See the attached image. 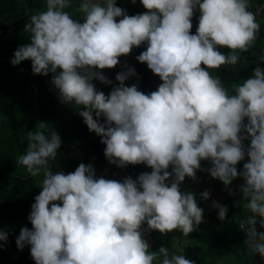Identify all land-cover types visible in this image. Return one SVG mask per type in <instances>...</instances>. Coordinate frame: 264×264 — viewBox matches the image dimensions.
Here are the masks:
<instances>
[{"label": "clouds", "instance_id": "9594fccd", "mask_svg": "<svg viewBox=\"0 0 264 264\" xmlns=\"http://www.w3.org/2000/svg\"><path fill=\"white\" fill-rule=\"evenodd\" d=\"M73 3L46 0V10L35 11L25 24L30 43L14 52L11 64L31 60L33 74H55L51 83L61 102L83 106L79 115L102 137L110 163L149 169L122 182L96 178L94 168L83 163L72 173H54L50 161L61 137L39 123L16 161L30 176H43L28 217L32 229L20 230L18 249L30 245L35 264H195L197 259L170 255L165 247L153 252L143 236L149 230L188 236L203 222V209L179 184L195 179L198 169L206 171L201 161L209 160L207 171L225 186L243 178L247 212L237 215L240 241L264 257V232L257 231L264 228V69L257 66L228 87L209 71L237 68L240 54L255 44L260 25L249 0H140L147 11L131 16L116 0H79L75 10L83 22L66 11ZM196 10L198 27L191 34ZM142 44L146 50L136 59L159 76L158 89L145 94L135 84L125 86L136 75L129 68L116 75L119 86L109 95L97 91L93 79L111 83L97 69L114 68L120 56ZM258 60L264 63V55ZM201 195L209 197L207 191ZM212 207L222 222L227 207ZM6 240L0 230V241Z\"/></svg>", "mask_w": 264, "mask_h": 264}, {"label": "trees", "instance_id": "16d2710c", "mask_svg": "<svg viewBox=\"0 0 264 264\" xmlns=\"http://www.w3.org/2000/svg\"><path fill=\"white\" fill-rule=\"evenodd\" d=\"M78 2L79 0H74L73 7L66 11L70 12L79 22H83L82 14L75 10ZM249 4V11L252 5L261 7L258 14L260 29L251 49L262 56L264 55V22L261 16L264 13V0H249ZM116 6L124 9L129 16L143 14L147 11L140 0H136L135 3H132V0H116ZM38 10H46V0H0V223L9 225L18 223L15 229L18 235L9 242L2 243L0 247V264H35L30 254L31 246L25 244L20 250L16 245V239L22 228L32 229L28 217L31 213V206L35 203L34 198L39 194L36 190H42L40 183L43 176L27 177L29 174L26 169L16 161L26 152L28 132H34L39 123H46L50 130L58 132L61 137L57 157L50 161V167L54 173L56 171L64 174L72 173L83 163L86 166L96 167L107 177H113L115 174L114 180L122 182L126 177L135 180L149 169L143 163L129 164L125 167L110 163L104 155L106 145L101 143L102 137L89 131L79 115L80 111L85 110L83 106L61 102L59 90L51 83L55 74L51 72L47 76L33 74L31 60L22 61L15 66L11 64L14 52L19 47L30 43L29 34L24 32V26L29 21V17ZM197 13L198 10L194 12L192 22ZM119 19L117 18V22ZM192 28L191 34H196V27ZM145 50L146 44H142L139 47H133L130 54L126 55L130 59L129 68L134 69L136 73L127 81L128 85L139 84L142 88H150L161 81L146 63H141L136 59ZM217 50L225 54L228 51L226 48ZM240 57L242 61L255 60L249 51L240 54ZM249 70L224 65L220 69L209 71L213 76H218L221 82H225L228 87L249 78ZM59 71L61 70L58 69L57 73ZM97 71L102 73V70L97 69ZM92 83L97 91L103 89L106 96L110 94L108 89L110 84H104L97 79H93ZM149 91L152 92L153 88ZM93 118L96 119L95 113H93ZM99 122L105 123V118L100 117ZM244 123L247 124V118ZM45 134L47 135V132ZM243 141L250 142V139ZM248 159L245 156L244 160L236 165L237 171ZM211 167L209 160H202L201 169L205 168L206 171L198 169L195 179L185 177L184 181L179 184L180 191L192 193L201 209L205 205V199L202 193L196 195L194 191L206 189L213 190L216 194L222 192L227 199L224 202L219 199L217 203L222 206L229 203L246 211L243 207L246 201L240 196L242 192H232L233 182L225 186L219 179L212 178L207 171ZM24 172L26 174L22 177ZM203 184L210 185V189L203 187ZM17 191L22 192L21 196L16 195ZM228 211L227 221L218 223L220 220L218 209L211 206L203 212V222L188 236L176 230L166 237L162 236V240L158 239V241H163L172 248L169 241L175 240L174 245L178 249L174 251V254H182L187 259H197L201 263L217 261L220 264H259L258 260L248 254L240 241L241 234L237 229L236 209L229 206ZM144 226L147 224L145 223Z\"/></svg>", "mask_w": 264, "mask_h": 264}, {"label": "crops", "instance_id": "0c3cea01", "mask_svg": "<svg viewBox=\"0 0 264 264\" xmlns=\"http://www.w3.org/2000/svg\"><path fill=\"white\" fill-rule=\"evenodd\" d=\"M118 59H119V63H118L117 66H115L114 68H111V69H107V68H106V69H103V70H102V74H103L108 80L111 81L110 85L108 86V89H109L110 92L113 90L114 87H118V86H119V81H117V80L115 79L116 75H117L118 73H121V72H125V71H127V70L129 69V65H130V59H129L128 56L123 57V58L119 57ZM141 71H143V69H142ZM130 77H131V76H130ZM130 77L124 82V83H125V86H132V85H134V84H132V85H128V84H127V81L130 80ZM135 85H137L139 91H142V92L145 93V94H150L151 92L149 91V89L153 88V91L157 90V89H158V86H159V83L156 85V87H150V88H142L141 85H139V84H135ZM101 91L103 92V89H101ZM242 171H243V170H241L240 172H242ZM29 176H30V175H27V177H29ZM27 177H26V178H27ZM233 180H234V179H233ZM232 182H233V181H232ZM168 183H169V182H168ZM233 186H234V184H233ZM41 189H42V188H41ZM205 191L209 192V190L204 189V190H200L199 192L195 191V194L204 193ZM237 191H240V189L237 190V189H234V187H233L232 192H233V193H236ZM221 193H222V192H221ZM226 199H227L226 196H224V194L222 193V198H220V200H222V201L224 202V201H226ZM218 200H219V199H214V200H211L210 202L207 203V200L205 199V205H204V207L202 208V209H203V212L207 211V210L212 206L213 202H219ZM223 206H226L227 208H228L229 206H231L232 208L236 209L237 215L240 213V210H242V209H240V208H237V207H235V206H232V205L229 204V203H226V204H224ZM228 215H229V211L227 212L226 218H225L222 222H220V223H224V222H226V221H227V216H228ZM260 219H262V218L257 217V223H259V220H260ZM17 225H18V223H17V224H13V225L2 224V223H0V230H2V231H4V232L7 231V232H9L10 235H11V237H10L9 239H7L6 241H0V245H2V243H4V242H9L10 240H12V239L15 237L14 234H16V233H15V229H16ZM142 228L147 229V226L142 225ZM257 231H258V232H264V228H263V229H257ZM143 238H144V239L146 240V242L148 243L149 248H150V249H154V247H155V230H149V231L144 232V236H143ZM247 251H248V254H249L253 259L258 260L259 262H260V260H262V259L264 258V257H261L259 253H251L248 249H247ZM212 263H213V264H220V263L217 262V261H210V262L208 261V262H206V263H201V262L197 261L195 264H212Z\"/></svg>", "mask_w": 264, "mask_h": 264}, {"label": "rangeland", "instance_id": "374dc122", "mask_svg": "<svg viewBox=\"0 0 264 264\" xmlns=\"http://www.w3.org/2000/svg\"><path fill=\"white\" fill-rule=\"evenodd\" d=\"M260 9L261 7H258V6H255V5H252V9H251V12H253L255 14V17H256V21L259 23L260 25V22H259V18L260 16L258 15L259 12H260ZM261 19L262 21L264 22V13L262 14L261 16ZM198 22H199V13L196 14L195 16V20L192 22V25L194 26V28L198 27ZM193 30V28L191 29V31ZM258 34V33H257ZM249 53L251 55H253L254 57V61L250 62L248 60H244V61H240L236 66L237 68H246V69H250L253 73L254 69L259 66L260 68L264 69V63L259 61L258 58L260 57V55L254 51L253 49H249ZM162 83V81L159 82V85ZM242 143H246V144H249L250 145V142L248 141H242ZM94 170H95V177L96 178H105V179H111V180H114L115 179V174H113V177H107L102 171L98 170L96 167H93ZM26 173H22V177L25 175ZM43 180V179H42ZM244 181H243V178L240 177V176H237V178H235L233 180V184H234V189H237L239 190L241 185H243ZM203 187H208L210 189V185H205L203 184L202 185ZM197 192H199V190H197ZM209 197L206 199L207 200V203L210 202L211 200H214V199H220L222 198V193H218L216 194L213 190H210L209 192ZM22 192L20 191H17L16 192V195L19 197L21 196ZM241 197H243V194L241 193L240 194ZM5 233L7 234V239H9L11 237L10 233L5 231ZM170 232L166 233V234H161L159 231H155V251H158L159 248L161 247H165L167 249H169V254L172 255L174 254V251L177 250L178 248L177 247H173L174 245V241L175 240H170L169 243L170 245L172 246V248H170L165 242L163 241H158V239L162 240L161 237L164 236L166 237V235H168ZM18 234H14V236H17ZM162 260V257L160 258ZM154 264H157V262H154Z\"/></svg>", "mask_w": 264, "mask_h": 264}, {"label": "bare ground", "instance_id": "6f19581e", "mask_svg": "<svg viewBox=\"0 0 264 264\" xmlns=\"http://www.w3.org/2000/svg\"><path fill=\"white\" fill-rule=\"evenodd\" d=\"M36 191H37L38 193H40L41 190H40V189H37Z\"/></svg>", "mask_w": 264, "mask_h": 264}]
</instances>
